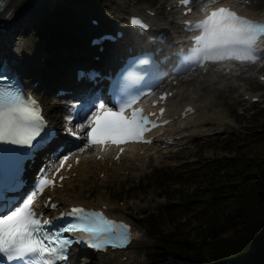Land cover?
<instances>
[{"label":"snow or ice","instance_id":"1","mask_svg":"<svg viewBox=\"0 0 264 264\" xmlns=\"http://www.w3.org/2000/svg\"><path fill=\"white\" fill-rule=\"evenodd\" d=\"M190 2L181 0L185 6ZM210 2L215 3L216 0ZM188 11H191L190 7ZM130 23L147 28L138 17H133ZM185 27L199 31L185 57L187 61L236 59L255 62L254 45L264 36V21L241 16L228 6L214 7L195 24L185 22ZM148 62L147 57L140 61ZM98 99L89 102L86 111L104 108L103 102L96 103ZM136 99L133 97L117 103V111L109 109L104 116L97 118L94 125L89 120L91 130L86 136L78 137L86 141L85 147L103 143L105 139L113 143L128 140L151 143L143 139L142 133L149 130L147 125L156 127L157 124L143 115V109L133 108ZM126 111H131V118L124 115ZM66 131L76 136L70 129ZM54 135L55 130L47 129L35 100L24 98L18 91L0 89V142L23 146L31 154L45 147ZM67 159L65 155L60 165L63 166ZM53 169L59 170L54 164L40 169L33 189L22 201L5 198L8 193L21 188L22 181L18 176L0 182V264L4 261L9 264H58L67 261V251L74 243H82L95 250H105L108 246L125 248L131 243L127 224L108 219L103 212L83 207H73L61 213L57 219L68 218L66 222L50 228L53 220L38 214L34 202L53 183L48 179V172ZM45 206L56 207L51 198Z\"/></svg>","mask_w":264,"mask_h":264},{"label":"rangeland","instance_id":"2","mask_svg":"<svg viewBox=\"0 0 264 264\" xmlns=\"http://www.w3.org/2000/svg\"><path fill=\"white\" fill-rule=\"evenodd\" d=\"M80 1V0H79ZM76 1V2H79ZM114 1L116 4L113 5V7H116V5H127V0H122V3H117V2H121V0H112ZM261 2H259L258 5H256V7H260L263 3L264 0H260ZM48 8V6L46 7ZM57 11H60L56 8ZM68 16H65L63 18H61L60 23L61 25H63V20L67 19ZM160 17V16H159ZM28 29V27H27ZM54 30H56L57 28H53ZM30 30V29H29ZM28 35V34H27ZM39 42L37 44H35V46L32 45V41L30 42L29 40L24 39V44H26L27 46V50L31 53L34 54L33 50L35 51H42L41 47L43 46V51L47 52L48 57H50V59H48L49 63H51L52 68H54V73H56L57 71H59L58 73L54 74L53 76L56 78H62L61 77V73H67L69 72V66H71V56H69L68 59L63 60L62 59V52L63 49L61 47V45L57 44L56 48H51L52 51L51 53L48 52L45 49V44H46V39L44 38H36ZM61 47V50L59 49ZM49 48V47H48ZM55 52V55H53ZM51 85H48V88ZM45 101V105L46 107H51L50 110H48L49 114L54 118V120L60 124V119H59V115L55 112V105L57 104V101L53 100V97L50 96V98L44 97L43 98ZM200 140L202 139H197L195 140L193 143H195L194 148L195 150L193 151H189V156L196 158L197 160L195 161H190L188 163H186V165L188 167H193L194 169L191 171V174L195 175V179H193L192 181H189L188 184L184 185L185 187H179L178 191L180 193V197L179 200L177 202H172L171 198L169 196V200L168 202H166L164 205H167L165 207H163L162 205H159V199L160 197L157 196V189L155 188L154 185L150 184V183H145L142 185L138 184V180L142 177V175L144 173H146L149 170V166L153 165L156 162H149V165L146 169H144L143 171H137V172H132L129 173L127 175H118L115 177H111V178H107V176L105 178H103L102 180H97L94 176H91L87 179V185L86 188H84V191L81 192V195L85 196V198H94V197H98L99 195H104L106 197H111L113 199V201H116L117 198L113 197L112 195L115 194L117 192L118 189L123 188L124 191H131L128 196L131 197L133 199V205L130 207L125 208L126 211H128V213L133 217V219L136 220L137 224L139 225L140 228V233L142 231H146L147 232V239L149 240L148 246L149 247H157L158 246V241H157V237L154 236V232L155 231H159L160 232V237H164L166 234V236H168V238H171L175 231L181 230V228H177L179 227V225L184 224V225H188L190 223V225L192 224H198V221L195 220L193 221V217L190 215L191 213V206L193 205L194 202L190 201L189 198H185V193L187 191H191L194 190L195 193H203L204 190V183L208 182V181H213L216 180L215 177L220 176V172L218 171V173L215 175L213 174L214 168H216L217 166L219 167L220 164L224 165V162L220 161L219 158L226 156L227 151L222 152L219 148L221 147V141L219 140V138H215L212 139L211 137H209L208 141H204L201 142ZM235 147L232 146V151L234 150ZM170 158H174V157H170ZM230 162V161H228ZM164 164V168L161 167V165ZM168 162L166 161V164L164 161H161L159 163H156V165H154V167L159 168V166L161 167L160 169H155V171L157 170H162V171H170V169L165 170V168L170 167L167 165ZM208 166V175H205V167ZM227 166V165H225ZM232 169L234 171H238V168L236 166H232ZM231 169V170H232ZM260 169V167L258 166L253 167V168H249L247 169L245 172L243 170V172H239L237 176H240L241 178H243V175L246 172H258ZM222 171L225 170V168L221 169ZM150 172V171H149ZM148 172V173H149ZM235 173V172H234ZM259 174H261L259 172ZM223 177V176H222ZM252 180L248 181L249 183L252 182H256L259 178V175L255 176L254 174H251L250 177H248ZM176 184H172L170 186V188H175V192H177ZM135 188V189H133ZM88 190H90L89 192H91L89 194ZM88 192V193H87ZM89 194V195H88ZM140 197V198H139ZM136 198H139V200H137ZM121 202H123L125 205H127V200L128 198H125L123 195L121 196ZM168 207H172L173 212H175V218H186V221L184 222H179L177 220V224L176 226H173L174 223L172 222L171 219H169L166 214L163 215L162 213H169L167 208ZM235 206L231 205L228 208H226L227 210L231 211ZM144 213H141V211H144ZM149 214V219L147 220H140L142 218V216ZM156 216V217H155ZM203 232V231H202ZM193 235V232H188V236L191 237ZM165 236V237H166ZM151 248H149L148 250H146V252H144V255L147 257V262H149V264H167L169 263L171 260V256L170 254L173 253V251H168V256L164 257V259L158 260V259H153L149 256V254L152 253L153 250H151ZM162 250V249H161ZM229 253H233V252H229ZM237 255V254H236ZM234 258L236 256H233ZM239 258V257H236ZM235 261V260H234ZM181 264V263H179ZM186 264V263H183Z\"/></svg>","mask_w":264,"mask_h":264},{"label":"trees","instance_id":"3","mask_svg":"<svg viewBox=\"0 0 264 264\" xmlns=\"http://www.w3.org/2000/svg\"><path fill=\"white\" fill-rule=\"evenodd\" d=\"M231 205L235 207L227 210ZM198 216L211 229L166 243L173 251L167 264H215L232 251L243 256L242 264H264V172L256 182H243L229 197L206 205Z\"/></svg>","mask_w":264,"mask_h":264},{"label":"bare ground","instance_id":"4","mask_svg":"<svg viewBox=\"0 0 264 264\" xmlns=\"http://www.w3.org/2000/svg\"><path fill=\"white\" fill-rule=\"evenodd\" d=\"M2 3L0 5V20H3L4 18H6L8 21H12L14 20L15 22L13 24H11L9 26V28L6 29L5 32L0 33V52H1V44L2 45H6L7 43L12 42V34L14 32H22V30H25L26 27L24 26H29L31 23V20L33 18V15L35 16L38 12L34 13V9L36 8V6L41 7L43 5L47 6L52 0H0ZM43 8V7H42ZM27 10H31V12H28ZM250 12H252V10H250ZM115 19L113 21V15L110 16L109 18H104V22L108 23L110 22H114V23H121L122 19L120 16L116 15L114 16ZM111 24V23H108ZM17 34V33H16ZM69 35L72 38H76L79 39L80 37V32H76L75 30V26L72 25L69 29ZM127 41H133L132 45L133 46H138L142 43V41H137L134 39H132L129 36V39H127ZM131 45V43H130ZM119 48V47H118ZM117 48V49H118ZM116 50H108L106 52V56L108 57V63L112 64L117 56L118 51ZM12 52L14 54H16V56L18 57L17 61L15 62L18 71H22L24 72L23 75L25 74L26 70L28 67L34 66V64L31 65V58H27L26 54L27 51L24 48V46L20 43H14L13 48H12ZM1 55V54H0ZM27 67V68H26ZM25 78H27L25 76ZM70 84V88L75 89L76 88V84L73 83V81L70 80L69 82ZM184 95V93H177L175 95V97L172 99L171 102L176 101L177 98H181ZM64 103H58L57 105H55V109L59 112V113H63L65 112V105H63ZM51 109V107H50ZM214 112V111H212ZM218 113V112H217ZM218 119L221 120V122L218 124L219 129H224L226 128L227 124L225 121H223V117L224 115L220 112L218 113ZM202 119L206 120L207 119V114L203 113L202 114ZM223 125V126H220ZM199 126V125H198ZM195 127L197 128V125H195ZM202 125L199 126L198 129H195L192 133H189L187 135L188 140L190 139V137L194 136H207L209 133L205 131V129H202ZM180 142V141H178ZM76 148V147H75ZM144 149L143 152H140L141 149ZM147 147L146 146H135V147H131L127 152L123 153L120 156V159L117 160H113L112 159V155L110 156V158L106 161H102V160H98L95 157H93L91 154L88 155H81L80 156V160L77 164V166H74L73 171L76 172L77 177L75 178H70L68 179L69 181L73 182L76 181L77 183H80L84 178L86 179L88 177V175H92L90 173H94L95 171L100 172V171H104L105 173L108 172H112L115 173L113 170L115 166H124L125 168H131L133 166H138V165H143V163L146 161V157L148 156V153L150 152V154L152 156H155L156 158L160 157L158 156L159 153L161 152V147H157V146H153L151 148L150 151H147ZM168 149V147L166 148ZM71 150V146H69L68 148H66V152ZM77 150V149H76ZM111 160L112 162V167L110 168L107 166V162ZM74 184L75 182L70 184V190L72 191L74 188ZM55 192V191H52ZM51 192V193H52ZM62 192L60 190H57L54 198L53 199H57L59 195H61ZM74 197L73 201H83L84 203H86L87 205L90 206H94V207H99L100 205H105V210L109 213H113V212H121L122 208H119L117 206H115L114 208H110V203L108 202L107 197H104L103 195H100L99 197H97V199L95 201H87L85 199H80L81 197ZM122 216V215H120ZM124 217V216H123ZM135 232V231H134ZM132 243L130 244V246H128V248L126 250H123L122 253L126 254L128 256V259H130V262L128 264H134V263H138V264H144V262L136 257V253L140 250L143 249V245L146 242L144 239V236H138L136 234V232L134 233V237H133ZM131 251H134V253H131ZM120 252L118 250H116L115 252H113L109 258L111 261L113 262H117V259L119 257L118 254H116L114 256V258L112 257L113 254ZM79 260L76 261V264L82 263V264H89V262H91V260H89V258L86 256L85 258H78ZM125 263V262H124ZM126 264V263H125Z\"/></svg>","mask_w":264,"mask_h":264}]
</instances>
